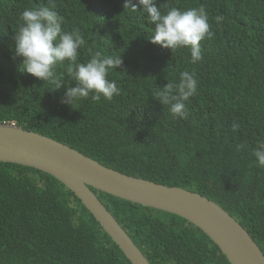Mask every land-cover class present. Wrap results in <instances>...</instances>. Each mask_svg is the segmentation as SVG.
<instances>
[{
  "label": "trees",
  "instance_id": "obj_1",
  "mask_svg": "<svg viewBox=\"0 0 264 264\" xmlns=\"http://www.w3.org/2000/svg\"><path fill=\"white\" fill-rule=\"evenodd\" d=\"M124 2L0 0V123L55 139L129 176L199 193L236 219L264 253V169L252 156L264 143V0H157L162 12L205 6L214 35L201 41L196 64L187 48L150 43L154 26ZM38 6L56 11L65 31L83 35L80 63L97 51L122 57L107 77L118 95L89 97L73 109L60 103L77 86L68 62L54 70L63 77L56 90L21 69L14 36L22 12ZM183 71L195 73L198 88L186 117L174 118L153 93L179 82ZM94 192L151 264H231L188 220ZM0 264L131 262L64 184L35 168L0 163Z\"/></svg>",
  "mask_w": 264,
  "mask_h": 264
},
{
  "label": "water",
  "instance_id": "obj_2",
  "mask_svg": "<svg viewBox=\"0 0 264 264\" xmlns=\"http://www.w3.org/2000/svg\"><path fill=\"white\" fill-rule=\"evenodd\" d=\"M0 163L35 168L64 184L132 264L151 263L94 190L188 220L218 245L231 264H264V253L249 232L199 193L123 174L55 139L8 124H0Z\"/></svg>",
  "mask_w": 264,
  "mask_h": 264
},
{
  "label": "clouds",
  "instance_id": "obj_3",
  "mask_svg": "<svg viewBox=\"0 0 264 264\" xmlns=\"http://www.w3.org/2000/svg\"><path fill=\"white\" fill-rule=\"evenodd\" d=\"M123 7L133 13L138 12L139 9L141 13L146 14V19L154 26L150 43L173 51L187 48L190 51V63L196 64L202 61L201 41L205 38L211 39L214 35L204 5L184 11L171 7L166 12H162L157 6V0H135V3L132 0H125ZM20 19L22 23L14 36L13 59H22L23 71L40 81H50L56 90L61 87L63 77H56L54 70L57 65L68 62V72L77 81V86L68 88L65 97L60 100L61 104L69 105L74 109L80 101L89 97L93 102H99L102 97L111 100L113 96L119 94L116 82L110 81L107 77L110 69L122 65L121 56H102L97 51L86 63H80L79 50L85 44L83 35L78 29L65 31L62 28L63 18L49 7L25 9ZM214 19L219 23L223 17L217 16ZM197 88L195 73L183 71L179 74V82H168L165 86L157 88L153 97L167 106L174 118H185L187 102L196 94ZM238 129L239 124L234 123L232 131L236 132ZM252 156L255 158L256 167L264 169V143H259L252 150ZM135 244L137 245L136 242ZM138 248L150 262L146 253L139 246Z\"/></svg>",
  "mask_w": 264,
  "mask_h": 264
},
{
  "label": "built area",
  "instance_id": "obj_4",
  "mask_svg": "<svg viewBox=\"0 0 264 264\" xmlns=\"http://www.w3.org/2000/svg\"><path fill=\"white\" fill-rule=\"evenodd\" d=\"M0 124H7V123L4 122V123H0Z\"/></svg>",
  "mask_w": 264,
  "mask_h": 264
}]
</instances>
